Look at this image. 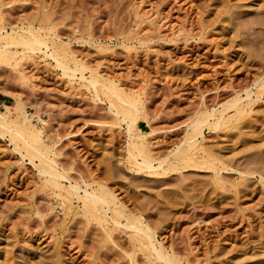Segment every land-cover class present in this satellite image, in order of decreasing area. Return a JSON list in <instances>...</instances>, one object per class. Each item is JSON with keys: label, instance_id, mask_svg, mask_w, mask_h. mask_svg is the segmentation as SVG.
<instances>
[{"label": "rangeland", "instance_id": "374dc122", "mask_svg": "<svg viewBox=\"0 0 264 264\" xmlns=\"http://www.w3.org/2000/svg\"><path fill=\"white\" fill-rule=\"evenodd\" d=\"M0 3V28L51 25L47 36L55 32L84 78L99 79L94 92L38 52L0 67V264H162L132 246L133 230L121 226L128 213L178 264H264V0ZM109 84L135 101L132 135L104 95ZM235 98L240 105L227 110ZM212 110L220 127L204 125L188 141L189 125ZM23 112L35 117L64 188L116 202L106 223L88 219L76 196H59L12 139ZM137 139L154 169L129 156ZM191 141L196 158L181 165L172 153Z\"/></svg>", "mask_w": 264, "mask_h": 264}, {"label": "bare ground", "instance_id": "6f19581e", "mask_svg": "<svg viewBox=\"0 0 264 264\" xmlns=\"http://www.w3.org/2000/svg\"><path fill=\"white\" fill-rule=\"evenodd\" d=\"M44 22L47 23L46 21H44ZM41 23H43V22H41ZM45 23H43V25ZM31 25H32V23H30V25H28L26 27L13 28V29H11L10 33H8L7 31H4L3 28H0V67L1 66H5L6 67V66H10V65L11 66L12 65L15 66L20 61L31 60V59L34 58V56L38 52V53L42 54L43 58H48V59L54 61V63H55L54 66L62 71V76H65V77H68V78H75V76L77 74H79L80 78L79 77L78 78L80 80H85L86 81V84L83 85V86L88 87L90 89L92 88L94 90V92H97V87H98L97 85H99V81H98L99 79L98 80L95 79V78L85 79L84 76H83L84 67L78 68L79 67V66L77 67L78 62L73 61V59H70L71 57L69 58V55H68V53L66 51L68 48H66L65 45H63L64 43L60 44V43L56 42L57 37L55 35V32H54V36L53 37H51V36L48 37L47 36V35H49V33L47 34V32L50 31V30L52 31L53 27L50 25L52 27L50 29L49 28L50 26L48 25V27L44 26L45 29H43L42 28V24H41V28L43 30H47L46 33H45V31H43L40 28L38 29L39 31H36L34 29L33 25L32 26ZM46 27H47V29H46ZM18 47L21 49V52H18L17 49L15 51L12 50L13 48L15 49V48H18ZM19 53H21V55ZM70 64H72L74 67L71 68ZM261 79H264V78H261ZM259 82L262 83V80L259 81L257 79V82H255V84L259 83ZM263 83H264V80H263ZM101 87L105 88L106 92L108 93V94L107 93L104 94L105 91H103L104 95H107V97L108 96L114 97V99L113 98L112 99L115 100V102H110V107L113 108V110L115 111V114L117 116L118 115L122 116L121 121L126 123L127 132L129 133V135H132V133H131L132 132V128L134 126L135 119L138 116V108L135 105V101L132 100L133 101L132 102V101H129L128 99H125L124 97H122V94L119 93L120 91L118 92L116 86L113 85V84H109V86H106V85L103 86L102 85ZM260 87L263 88V86H261V85H260ZM262 88H258L257 87L258 90L262 89ZM261 91H263V89ZM110 97H108V98H110ZM246 97L247 98L250 97L249 96V91H246L245 98ZM240 102H241L240 98H237V99L235 98L232 102L228 103L227 110L236 109L240 105ZM224 108L225 107H223V110H224ZM240 110H242V108L239 109V110L237 109L236 111L233 110L235 112H233V114L231 116H228L227 118L230 119V117L235 116L236 114H238L240 112ZM214 114H215L214 110H212L209 113H205L204 115L201 114L202 117L200 116V118H198V119L196 118L197 120H195L194 124L190 123L191 125H189V126L192 127V125H193V129L190 127L189 131L192 129L193 132H191L192 134L188 133L189 135L191 134L190 135L191 138L189 137L190 139L188 138V134H187V136H186L187 140L189 139L188 141H190L191 139H193L192 138L193 134L197 136L199 134V131L202 129L201 128L202 126H204V125L207 126L209 123L211 125L212 123L210 122V119L215 117ZM21 115L22 116L20 117L19 121H17L18 123H17L16 127L12 129V133L13 134L11 135V137H12V139L15 137V138H17V139H19L20 141L23 142L24 150L26 152V155L30 158V161L32 163H33V159L37 158V160L39 162V173L41 174V176L42 175L45 176L46 177L45 181L47 183H49L50 185H52L53 187H55L59 191V194H58L59 196L62 195L61 194L62 191H63V193L66 192V195H68V196H76L77 199H79L81 201L83 214L86 215L88 217V219L94 220L97 223V225H100V226L103 224L102 222L106 223L107 221L102 215L106 216V212L109 210V208L111 206L110 204L112 203V204L115 205L116 202L114 201V203H113V200L111 201V203H110V201L108 202V200L105 198L107 195L106 196H104L102 194L99 195L95 191H89L86 188L87 186H85V188L83 190H81V188L78 187L75 184L74 185H69V187L64 188L61 185V181L60 180L61 179H65L66 177L53 168V164L52 163H54V161H52L50 159V157L48 155V149L42 143V137H41L40 132L37 130L36 124L32 123V122H34L32 120L35 117L31 113L30 114H26V113L23 112ZM241 115H243V112H241ZM239 117H240V115H239ZM1 118H2V115H0V119ZM2 121H0V122L2 123ZM36 121L41 122L42 125L45 124L44 122L40 121V119L36 120ZM4 122L5 121H3V123ZM221 122H222V120H221ZM210 125H208V126H210ZM218 125L220 127V123L218 121L216 122V120H215V124H213L211 126L212 127L213 126L214 127L215 126L218 127ZM5 126H7V125H5ZM8 128H9V126H8ZM133 136H131V137L133 138ZM196 136H195V138H196ZM134 139H136V138H134ZM142 140L143 139H141L140 141H142ZM195 140L196 139H194V141ZM136 141H137V143L133 142L134 144L130 145V146H133V148H132V150L131 149L129 150V152H128L129 156L131 157V159L133 161H135V164H137L136 161H138V158L141 159V161L139 162L140 164L138 163L139 165H141V168H139L140 166H138V164H137V166H138V168L140 170L142 169V167H143V169L146 168V170L147 169H149V170L154 169V167H152L153 166L152 165L153 161H152V159H150V157H148L150 155H148V156L146 155V149L147 148L145 147L143 142L138 143L139 139H137ZM194 141H191L192 143L188 142V144L189 143H191V144L186 145V147H184V145H185L184 144L183 146L177 147L176 151H174V152L172 151L173 152L172 156H175V159H176V156H178V154H179L180 158L178 157V159H180V160L178 161L176 159V161L180 162L181 165L184 164L186 166V165H188L187 163L193 162V160L196 158L195 157L193 159L194 155H193V157H192V154L190 155L191 150H193L195 148V146L193 145ZM192 145L194 146V148L192 147ZM182 147H183V149L184 148L185 149L182 150ZM181 151H183V152L181 153ZM159 161L160 162L157 163L158 164L157 165L158 169L161 166V164L164 163L165 159L163 161H161V160H159ZM176 161H173V162H176ZM168 162H169V160H168ZM168 162L167 163L165 162L167 164V166L169 165ZM197 162L198 161H196V163ZM212 162H213V160H212ZM169 163H171V162H169ZM199 164H201V163H198L197 167L199 166ZM163 165H165V164H163ZM177 165H176V167H177ZM189 165H191V164H189ZM174 166H172V167L175 168ZM217 166L218 165H216V167ZM191 167L192 166H190V167L188 166V168H191ZM203 167L205 168L206 166H203ZM168 168L171 169L170 167H168ZM181 168L184 169L183 167H181ZM181 168L179 170H182ZM211 168L213 169V166ZM155 170H156V168H155ZM177 170H175V171H177ZM104 194H105V192H104ZM115 209H116V207H115ZM124 212L119 210V212H116L117 213L116 216L117 215L118 216L119 215L122 216V214ZM110 213H112V212H110ZM130 214L131 213H128V214L125 215L127 223H124V225H121V226L123 228H125V229L133 230V232H134L133 237L131 235V238L133 240V242H132L133 245H132V243L130 241L131 245L133 247H139V248L146 249L148 251V257L147 258H148V260H150V262L155 260V261H159V263L161 262L162 264H178V262L174 258L172 259L168 254H166L164 250H163L164 251L163 252L162 249H157L154 246V244H153L154 240H153V237H152L153 233H152V230H150L149 226L147 224H145L143 221H141V219L139 217H136L137 215L136 216L134 215V216H132L133 218L130 217V219H128L127 215L130 216ZM111 220H112L113 223L117 224V226H120L119 225L120 223L117 222V219H114L112 217ZM134 249L136 250V248H134ZM133 254H134V252H133ZM133 261H131V262L133 263Z\"/></svg>", "mask_w": 264, "mask_h": 264}]
</instances>
